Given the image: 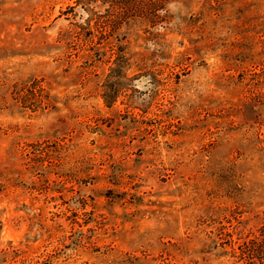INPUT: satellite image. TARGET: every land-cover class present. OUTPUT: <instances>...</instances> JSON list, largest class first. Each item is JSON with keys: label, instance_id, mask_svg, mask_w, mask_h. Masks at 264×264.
<instances>
[{"label": "rangeland", "instance_id": "rangeland-1", "mask_svg": "<svg viewBox=\"0 0 264 264\" xmlns=\"http://www.w3.org/2000/svg\"><path fill=\"white\" fill-rule=\"evenodd\" d=\"M211 1L0 0V264H264V0Z\"/></svg>", "mask_w": 264, "mask_h": 264}, {"label": "trees", "instance_id": "trees-1", "mask_svg": "<svg viewBox=\"0 0 264 264\" xmlns=\"http://www.w3.org/2000/svg\"><path fill=\"white\" fill-rule=\"evenodd\" d=\"M110 3H112L113 2V0H108ZM182 1H184V0H182ZM207 1V3L209 4V5H211V3H212V1L211 0H206ZM215 1V5H220L222 2H223V0H214ZM179 2H181V0H163V7L161 6V7H158V9H160V10H162V9H165L166 7H168V5L169 4H172V3H179ZM155 5H150V7L149 6H147V7H145V9H149V8H151V7H154ZM169 21H168V19H167V17H165V20H164V23H168ZM163 23V22H162ZM125 24V23H124ZM165 27V26H164ZM164 27H162V28H164ZM256 250H259V249H256Z\"/></svg>", "mask_w": 264, "mask_h": 264}]
</instances>
